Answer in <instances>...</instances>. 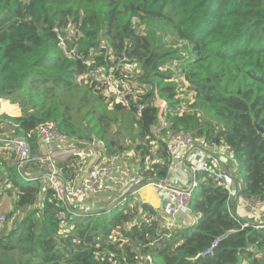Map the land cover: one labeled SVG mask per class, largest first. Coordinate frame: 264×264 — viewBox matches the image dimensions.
Segmentation results:
<instances>
[{
    "label": "trees",
    "instance_id": "1",
    "mask_svg": "<svg viewBox=\"0 0 264 264\" xmlns=\"http://www.w3.org/2000/svg\"><path fill=\"white\" fill-rule=\"evenodd\" d=\"M89 54L91 67L79 58ZM122 63L137 64L147 88L140 115L90 82L96 68ZM0 98L20 108L0 116V134L28 136L32 154L35 129L55 122L112 156L133 153L140 171L156 147L159 162L143 174L163 179L164 140L184 131L205 148H226L243 174L240 197L264 200V131L254 125L264 130V0H0ZM159 112L168 128L156 138ZM73 160H56L66 179ZM5 169L15 201L0 222V264L264 263V226L243 227L227 190L205 173L195 174L184 223L164 230L157 210L132 197L129 207L95 212L67 210L50 190L38 203L42 180ZM17 210L25 213L14 221Z\"/></svg>",
    "mask_w": 264,
    "mask_h": 264
},
{
    "label": "built area",
    "instance_id": "2",
    "mask_svg": "<svg viewBox=\"0 0 264 264\" xmlns=\"http://www.w3.org/2000/svg\"><path fill=\"white\" fill-rule=\"evenodd\" d=\"M73 54V51L69 53L70 56ZM90 56V54L88 58L79 56L87 67H91L93 63ZM139 74L140 69L137 64L122 63L96 68L91 73L90 82H96L104 88L107 100L113 99L115 103H120L127 109L132 108L137 115H140L145 107V103L140 101V96L144 94L140 89L134 90ZM158 105L160 111L163 112L166 102L159 101ZM161 112H159L157 124L153 127V134L156 138L162 137V131L168 128ZM34 136L38 141L39 150L35 149V153L32 154L28 136L0 134V163L4 164V168L6 166L15 168L26 182L41 179L40 194H43L45 190L52 191L55 198L67 210L92 212L86 210V206L91 205L85 200L86 195H104L105 197L113 195L115 203L112 207H129L133 203L128 201L129 197L135 199L142 189L151 188L164 201L165 214L169 218V220L161 221V228L173 230L177 227L178 214H184L189 209L195 174L205 173L227 190L228 203L231 208L234 199L238 198L241 201L244 212L251 217V221L245 222L243 227L251 225L260 228L264 226V200L237 197L242 187L233 169L238 166V162L232 158L231 153L225 148L224 153L230 158V162H227L230 166H220L217 160L199 149L201 147L207 150L204 143L194 141L188 132L176 131L169 134L166 140L162 138L169 160L168 175L163 179L143 174V170L149 169L150 164L159 162L155 158L156 147L150 152L153 160L146 161L144 169L140 171L128 161L119 164V160L124 155L132 159L133 153L119 157L112 156L101 141L92 139L85 142L75 139L59 132L55 122L40 124L35 129ZM69 156H74L72 165L76 169V174L73 178L66 179L56 166V160ZM209 163L213 167L209 166ZM43 164H45L44 172L40 171V165ZM90 209L95 212L101 210L102 207H97L96 210L92 207ZM4 218V215L0 216V222ZM218 244L219 239H215L201 256L210 255ZM243 263L245 262L241 258L239 264Z\"/></svg>",
    "mask_w": 264,
    "mask_h": 264
},
{
    "label": "rangeland",
    "instance_id": "3",
    "mask_svg": "<svg viewBox=\"0 0 264 264\" xmlns=\"http://www.w3.org/2000/svg\"><path fill=\"white\" fill-rule=\"evenodd\" d=\"M160 32V31H158ZM170 38H166L165 42H168ZM92 53V51L90 52ZM132 72H134L133 69H131ZM139 76V75H138ZM138 76H137V82H136V88L140 89L142 91V93L145 95L147 92V88L143 87V85H141V83L138 80ZM186 101H190L191 102V97L187 96L183 98ZM19 106L16 102H13L11 99H4V98H0V116L1 115H7L8 117H16V115L19 113ZM75 114V117L80 120L81 119V115L79 113H77L75 110L73 111ZM19 115V114H18ZM209 151H214V155L216 158L219 159L220 162L226 161V162H230V158L227 157V155L224 153V151L222 149H224V147H221L220 149H215L213 147H206ZM125 158H127L125 160ZM119 164H124L126 161H128L129 163H131L133 166H135V168L137 169V164L134 163L133 158L130 159V156H126L124 155L120 160ZM3 163H0V216H5L4 220H6L7 215H9V213H12L11 211L14 210L13 208V204L15 201V194L13 193V195L10 197L5 193V190L9 188V186H7L5 189V179H6V174H7V170L4 168ZM209 166L213 167L212 164H208ZM230 165L228 164L226 167H229ZM45 169V164L40 165V171L44 172ZM242 173L238 172V180L241 182L242 181ZM23 179V177H22ZM24 181V179H23ZM141 195H145V191L141 190L140 194L135 198V200L137 199L136 202L139 201H143L145 200V198ZM43 194H40L38 197V203H41L42 199H43ZM141 197V198H140ZM88 199L93 200V202L91 203V205L86 206V210L87 211H93L90 208L92 207V209L96 210L97 206L98 207H102V209L104 208L105 211H107L110 207H112L115 203V196L111 195L109 197H105L102 198L101 195H88L87 196ZM25 213V211L23 210H17L14 213V221L17 220L18 218H21L23 216V214ZM242 215V214H241ZM159 219L160 221L162 220H169V218L165 215H160L159 214ZM180 216H185V213L182 214H178V218ZM241 219H243L244 221L248 220V217L245 216L244 218H242L240 216ZM2 221V222H3Z\"/></svg>",
    "mask_w": 264,
    "mask_h": 264
},
{
    "label": "crops",
    "instance_id": "4",
    "mask_svg": "<svg viewBox=\"0 0 264 264\" xmlns=\"http://www.w3.org/2000/svg\"><path fill=\"white\" fill-rule=\"evenodd\" d=\"M19 113H20V109H19ZM18 113V114H19ZM18 114L16 115V116H18ZM221 147H215V149H220ZM208 150V149H207ZM223 151L225 150V148L224 149H222ZM209 151V150H208ZM209 152H211V151H209ZM213 155H214V151H212L211 152ZM212 158V157H211ZM213 159H215V160H217V162H218V164L220 165V166H225V165H228V163L226 162V161H223V162H220L219 161V159L218 158H216L215 157V155H214V157H213ZM235 175H236V177H237V179H239L238 178V174L235 172L234 173ZM142 190H144L145 191V195L143 196V195H141V197L143 196L144 198H145V200H144V202H148L155 210H157V212L160 214V215H165V203H164V201L163 200H161L160 198H159V196H158V194L153 190V189H151V188H147V189H142ZM140 194V193H139ZM140 197V198H141ZM86 200V199H85ZM88 201V200H87ZM140 202H143V201H140ZM91 204V203H90ZM232 204H233V209L235 208V213H236V215L237 216H241L242 218H244L245 216H247L248 217V220L247 221H244V222H250L251 221V217L250 216H248V215H246V213L244 212V210H243V207H242V204H241V201L238 199V198H236V199H234L233 201H232ZM242 214V215H241ZM190 220V219H189ZM189 220H187V221H189ZM184 218H182V216H180L179 218H178V223H177V225H180L181 223H184Z\"/></svg>",
    "mask_w": 264,
    "mask_h": 264
},
{
    "label": "water",
    "instance_id": "5",
    "mask_svg": "<svg viewBox=\"0 0 264 264\" xmlns=\"http://www.w3.org/2000/svg\"><path fill=\"white\" fill-rule=\"evenodd\" d=\"M254 125H255V127H256V129L259 131V132H263L264 130L262 129V128H260L256 123H254ZM203 153H206L209 157H214V155L211 153V152H209L208 150H206V149H204V148H199ZM240 194H241V191H239L238 193H237V197H239L240 196ZM239 220H243V219H241L240 217L238 218Z\"/></svg>",
    "mask_w": 264,
    "mask_h": 264
}]
</instances>
